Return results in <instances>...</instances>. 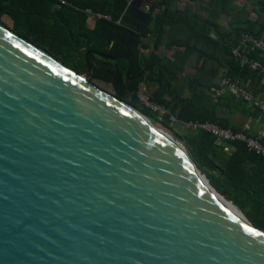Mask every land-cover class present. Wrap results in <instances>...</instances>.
Returning <instances> with one entry per match:
<instances>
[{
  "label": "water",
  "instance_id": "95a60500",
  "mask_svg": "<svg viewBox=\"0 0 264 264\" xmlns=\"http://www.w3.org/2000/svg\"><path fill=\"white\" fill-rule=\"evenodd\" d=\"M91 74L0 24V264H264L190 147Z\"/></svg>",
  "mask_w": 264,
  "mask_h": 264
},
{
  "label": "trees",
  "instance_id": "16d2710c",
  "mask_svg": "<svg viewBox=\"0 0 264 264\" xmlns=\"http://www.w3.org/2000/svg\"><path fill=\"white\" fill-rule=\"evenodd\" d=\"M64 1L67 4L0 0V24L79 74L87 75L90 65L92 82L109 85L115 96L154 124L174 131L225 187L227 200L264 230V159L240 142L234 144L231 154L224 152L210 134L192 129L180 133L171 120L174 114L182 121L201 120L237 129L219 118L210 93L221 79L248 86L252 93L264 91L261 72L241 66L232 55L244 34L264 39V0ZM145 4H149L147 12L142 10ZM93 14L111 20L95 18L92 25ZM222 16L227 19L226 27L220 24ZM7 17L11 26L5 22ZM160 47L168 57L158 52ZM242 53L264 66L260 53L248 49ZM191 57L197 60V75L187 71ZM143 84L156 86L149 99L166 113L160 115L141 103ZM246 163L253 164L255 171L247 169Z\"/></svg>",
  "mask_w": 264,
  "mask_h": 264
},
{
  "label": "built area",
  "instance_id": "2783aa9c",
  "mask_svg": "<svg viewBox=\"0 0 264 264\" xmlns=\"http://www.w3.org/2000/svg\"><path fill=\"white\" fill-rule=\"evenodd\" d=\"M63 4H67L64 0H59ZM132 0H130L131 2ZM144 12L149 10V4H145L142 8ZM89 13L92 12L89 10ZM93 18H105L111 20L109 16H103L100 14H93ZM245 49L250 52H258L264 56V39L254 38L250 35L244 34L238 46L233 49V57L239 61L241 66H248L253 71H259L264 76V66L258 61L248 60L242 53ZM227 95L232 96L236 101L245 103L251 108L257 109L264 116V91L259 93H252L248 86L240 85L231 79H221L218 82V87L213 89L210 97L214 103H218L221 99ZM141 101L148 108H152L154 111L163 115L166 113V109L162 106L152 102L149 96L139 95ZM171 120L174 123H181L186 128L197 130L199 132H205L210 134L214 138L215 145L222 148L225 152L230 150V145L233 143H243L249 152L256 154L264 159V126L258 130L257 133L251 134L249 132L250 126L245 125L241 130H235L233 128H225L213 122H202L201 120H188L182 121L176 115H171Z\"/></svg>",
  "mask_w": 264,
  "mask_h": 264
},
{
  "label": "crops",
  "instance_id": "0c3cea01",
  "mask_svg": "<svg viewBox=\"0 0 264 264\" xmlns=\"http://www.w3.org/2000/svg\"><path fill=\"white\" fill-rule=\"evenodd\" d=\"M222 17L220 19V24H222V26L226 27L227 23H228L227 19L224 20V17L223 18ZM94 22H95V18H91L90 19V24L92 23V25H93ZM158 52L161 55H164V56L168 57V53L165 51V49L163 47H160L158 49ZM196 61L197 60H196L195 57H191L189 59V61L187 63V71H188L189 74H195V75L198 74V73H196V71L194 69V67H195V65L197 63ZM219 81L220 80L216 81L217 85H218ZM261 85L264 87V78H263V80L261 82ZM146 87H148L147 88V90H148V95L147 96L151 95L156 90V86H154V85H146ZM139 94H140V92H139ZM232 98H233L232 96L227 95L225 98L221 99L222 101H219L216 104V105H218L217 114H218L219 118H221L222 120L227 121L230 126L236 127L237 129H235V130H241V129H243V127L245 125H249L250 126L249 132L251 134L257 133L258 130H260L264 126V116L260 112L252 110L251 107H249L245 103H243V104H245L246 106L243 105V104L238 103L239 101H236V100H232L230 102L226 101V100L232 99ZM253 109H255V108H253ZM175 124L181 125L182 127L186 128L181 123H175ZM188 129L189 128H186V130H188ZM234 144L235 143L230 145V150L227 153L231 154L233 152ZM220 149H222V148H220ZM245 167L247 169H249V170L251 169V170L255 171V166L253 164H251V163H246Z\"/></svg>",
  "mask_w": 264,
  "mask_h": 264
},
{
  "label": "rangeland",
  "instance_id": "374dc122",
  "mask_svg": "<svg viewBox=\"0 0 264 264\" xmlns=\"http://www.w3.org/2000/svg\"><path fill=\"white\" fill-rule=\"evenodd\" d=\"M239 4L243 5L244 3L243 2H238ZM224 17V16H223ZM222 17V18H223ZM224 20H226V17H224ZM5 22H7L9 24V26H11V19L9 17L5 18ZM92 24V23H91ZM9 28V27H8ZM164 57V55H162ZM98 86H100L101 88L111 92V88L109 85L107 84H104V83H101V82H97L96 83ZM148 87H146V85L142 86L141 90H140V94L139 95H148V90H147ZM112 93V92H111ZM140 101H141V98H140ZM141 103L143 104V102L141 101ZM155 125H157L158 127L164 129L165 131L169 132L170 134H172L174 137L176 138H179L177 134L174 133V131L170 130V129H167L165 128V126H163L161 123H156ZM175 128L177 131H179L180 133H184L186 131V128L182 127L181 125H178V124H174Z\"/></svg>",
  "mask_w": 264,
  "mask_h": 264
},
{
  "label": "bare ground",
  "instance_id": "6f19581e",
  "mask_svg": "<svg viewBox=\"0 0 264 264\" xmlns=\"http://www.w3.org/2000/svg\"><path fill=\"white\" fill-rule=\"evenodd\" d=\"M218 197L222 199L231 209H233L238 214L239 217L243 218V215L241 214L240 210L236 206H234L233 203L228 201L227 198L225 197H221L220 195Z\"/></svg>",
  "mask_w": 264,
  "mask_h": 264
}]
</instances>
